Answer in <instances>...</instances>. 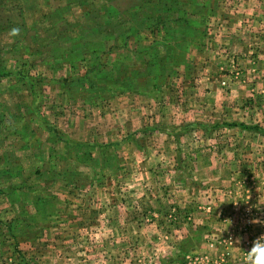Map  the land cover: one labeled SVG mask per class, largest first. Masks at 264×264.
<instances>
[{"label": "rangeland", "instance_id": "rangeland-1", "mask_svg": "<svg viewBox=\"0 0 264 264\" xmlns=\"http://www.w3.org/2000/svg\"><path fill=\"white\" fill-rule=\"evenodd\" d=\"M92 1L0 0V73L33 78L20 91L42 95L40 123L59 128L39 131L25 164L35 181L58 173L30 186L57 202L44 201L49 241L18 249L13 223L11 264H243L264 234V0H176L167 14L148 0L147 30L130 0ZM117 43L123 74L74 70L77 53Z\"/></svg>", "mask_w": 264, "mask_h": 264}, {"label": "crops", "instance_id": "crops-1", "mask_svg": "<svg viewBox=\"0 0 264 264\" xmlns=\"http://www.w3.org/2000/svg\"><path fill=\"white\" fill-rule=\"evenodd\" d=\"M172 1L173 0H167L168 3ZM138 49L137 52L141 54L142 51ZM119 52L122 53L123 50L121 49ZM101 59H103L102 56ZM90 60L91 58H89V63H91ZM85 63H78V68H76L77 63L75 62L74 70L92 66V64ZM7 83L13 84L16 90L15 93L10 92L8 96L4 92ZM21 86L31 87L28 84L27 77L20 75L16 81H12L10 78H0V264H11V262H14L18 258H15L13 255L12 258H8L7 251L9 250L4 248L5 242L2 241L3 234L7 231L6 229L10 230L9 228L13 223H17L16 225H18L20 230H23L21 234H18L15 240L17 242H11L17 246L18 249L26 246L27 242H31L32 240H37L42 245L48 243L47 234H44L43 231L44 228H48L51 223L47 221V219H49L52 212L49 206L47 210H44V201L53 198L54 195L51 191H46L44 189L31 191L33 189L30 186H33L34 182L39 181L45 187L46 182L50 180L52 182L55 181L58 174L57 172L55 174L53 172L49 174V172L48 177L43 176L41 179L35 181L36 177H34V173L30 172L31 166L25 165L31 158L35 159L39 156L37 158L40 159L41 153L37 150L38 143H32V139L34 140L36 138L35 136H37L39 131L44 130L50 133L55 132L56 134L59 128L55 129L51 123L49 125L40 123V119L44 120V117L39 113L38 107L35 106L37 105L36 101L39 97L41 98L42 95L36 92L28 94V92L20 91ZM29 99L31 100L30 103H28ZM16 101H24V103L19 104L16 103ZM22 105L23 108H21ZM27 115H30L36 123H27ZM37 117H40L38 121L36 120ZM56 159L58 160L59 158ZM66 160H69V158H66ZM41 164H43V161ZM49 202L54 206L57 205L55 200H49ZM48 214L49 216H47ZM94 224H97L96 228L107 225V223L102 221ZM91 239H94V237ZM135 239L133 237H126L122 243H129L133 246L135 244L133 242L137 241V238ZM10 250L13 251L14 249L12 250L11 247ZM213 255H218L217 248L213 250ZM121 256H123L121 251L116 252V254L112 253L110 250L104 253V257H107L110 262H114L115 259L116 261L118 259L121 261L129 260L128 257L123 258ZM130 260L132 261L134 258H130ZM34 261L38 264L37 258H35ZM18 264L30 263H25L24 258H22ZM129 264L134 263L129 262Z\"/></svg>", "mask_w": 264, "mask_h": 264}, {"label": "trees", "instance_id": "trees-1", "mask_svg": "<svg viewBox=\"0 0 264 264\" xmlns=\"http://www.w3.org/2000/svg\"><path fill=\"white\" fill-rule=\"evenodd\" d=\"M142 1H143V5H142ZM142 1H139V0H130V6L128 8V11L124 14L126 16H128L130 19H136L137 22H138V27L139 29L141 28L142 30H147L149 29L151 26L149 24V22L151 24H154L155 25V18H154V14L149 12V14L146 12V10L150 11V1L148 0H142ZM95 1L93 0L92 2H90V4H92L93 6H95ZM83 4V3H82ZM178 4V2L176 0H173L171 3H168V2H163L161 3V7L160 8H155L154 11L156 13H159V12H165V14L169 13V11L172 10L173 7H175L176 5ZM120 9V8H119ZM171 9V10H170ZM145 10V11H144ZM137 25V24H136ZM183 27V28H181ZM180 29H188V27L186 26H181ZM131 28V27H130ZM139 29H136L133 31V33H135L137 35V32H139L138 30ZM179 29V30H180ZM182 40H186V38H182ZM181 40V41H182ZM77 45L80 46L81 42L80 41H77ZM73 46V45H72ZM71 46V47H72ZM123 48L122 45H119V43L117 44H114V46H112L111 49H109L108 51H105V53L107 54V56L105 55H102L103 58L107 59V57H110L112 56V54L115 52V54L112 56V61L110 62H107L106 60H102L99 56H97L96 54L94 53H91L95 56V58H91V56L89 55L90 53H85V52H82V53H77L74 58L76 60V57H78L77 59H82L83 57L86 59V64H92L93 66L91 67V69H93V71L95 72H101V71H107L109 73H113L114 71H117L119 72V75L123 74L122 72L119 71L120 68H123V62L127 63V59H125L123 62H120V59L123 58V56L121 55V53L119 52L121 49ZM120 49V50H119ZM156 51V50H155ZM55 53V51H54ZM103 53V52H102ZM100 53V54H102ZM99 54V53H98ZM110 55V56H109ZM153 55V56H152ZM154 55H156L154 52H151V56L152 57H155ZM89 58H91V63H89ZM157 58V57H155ZM115 59V60H113ZM97 60V64H94V61ZM109 60V59H108ZM118 61L117 63L114 62V61ZM101 62V63H100ZM122 63V64H121ZM148 63L149 66L151 65L152 69L155 68L158 64H156V66L154 65V62H152L151 59H148ZM109 64V65H108ZM118 64V65H117ZM130 65H128V70H130L131 72H135L134 69L131 67V63H129ZM154 65V66H153ZM114 66V68H113ZM121 66V67H120ZM88 67V66H86ZM94 67V68H93ZM91 71V70H90ZM137 72V71H136ZM2 74H4L2 72ZM0 73V78L4 77ZM138 75V73H136ZM148 75H150V73H148ZM147 75V76H148ZM92 77V75L89 76V78ZM28 81L31 83L32 85V89L34 88V81H33V78H29L27 77ZM1 171V170H0Z\"/></svg>", "mask_w": 264, "mask_h": 264}, {"label": "clouds", "instance_id": "clouds-1", "mask_svg": "<svg viewBox=\"0 0 264 264\" xmlns=\"http://www.w3.org/2000/svg\"><path fill=\"white\" fill-rule=\"evenodd\" d=\"M252 222L257 223L259 221L253 220ZM248 253L249 255L244 260L243 264H264V234L255 239Z\"/></svg>", "mask_w": 264, "mask_h": 264}]
</instances>
